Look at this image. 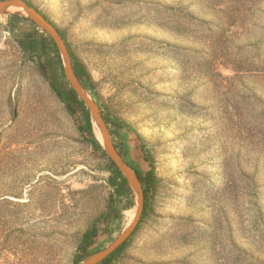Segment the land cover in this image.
Wrapping results in <instances>:
<instances>
[{
	"label": "rangeland",
	"instance_id": "374dc122",
	"mask_svg": "<svg viewBox=\"0 0 264 264\" xmlns=\"http://www.w3.org/2000/svg\"><path fill=\"white\" fill-rule=\"evenodd\" d=\"M25 1L85 67L122 159L153 169L109 264H264V0ZM14 16H0V264H80L122 233L133 195L54 42Z\"/></svg>",
	"mask_w": 264,
	"mask_h": 264
},
{
	"label": "water",
	"instance_id": "95a60500",
	"mask_svg": "<svg viewBox=\"0 0 264 264\" xmlns=\"http://www.w3.org/2000/svg\"><path fill=\"white\" fill-rule=\"evenodd\" d=\"M8 15H18L20 17L26 18L38 28H41L52 39L60 53L64 73L71 85V88L85 103L90 111V116L94 126L98 130V138L103 150L109 159L115 164L116 168L122 173L133 195L135 204L134 209L129 222L122 233L107 248L88 255L80 263L99 264L111 253H113L120 245H122L135 230L140 220L144 204V195L141 183L136 173L126 164L120 153L116 150L114 144L111 141L109 131L105 125L98 106L75 75L69 50L57 28L52 25L38 9L30 5L25 0H0V16Z\"/></svg>",
	"mask_w": 264,
	"mask_h": 264
},
{
	"label": "trees",
	"instance_id": "16d2710c",
	"mask_svg": "<svg viewBox=\"0 0 264 264\" xmlns=\"http://www.w3.org/2000/svg\"><path fill=\"white\" fill-rule=\"evenodd\" d=\"M29 3V2H28ZM30 4V3H29ZM31 5V4H30ZM14 16V15H12ZM45 16V15H44ZM15 17V16H14ZM46 17V16H45ZM21 19L27 20L26 18L20 17ZM46 19L52 24L54 25L53 22H51L47 17ZM55 26V25H54ZM34 28L38 29V27L36 25H34ZM59 32V31H58ZM59 34L61 35V37L63 38V34L61 32H59ZM48 40L50 41V43L53 44V41L50 37H48ZM64 40V39H63ZM65 41V40H64ZM66 43V42H65ZM67 46V44H66ZM68 48V47H67ZM71 56V55H70ZM74 61V62H73ZM72 66H73V70L75 72V75L77 76L78 80L80 81V83L83 85V87L85 88L86 85L85 83H89V75L87 74L85 67L79 62V61H75L72 58ZM263 75H264V69L260 70ZM84 78V79H83ZM67 95L68 97L71 99V101L73 103H76L77 105H84V102L79 98V96L75 93V91L69 87L67 90ZM102 115V113H101ZM90 128L92 129V125L90 123ZM111 166L114 168V173L113 176L111 178V182L112 184L117 188L118 186H127L126 183V179L124 178V176L122 175V173L116 168L115 164L111 161ZM153 178V169H150L146 175L143 178L138 177L140 183L142 184V190H143V195H144V205H143V212L141 215V219L143 218V215L145 214L146 210H147V205H146V200H147V189L149 186H151V181ZM117 180H120L119 183H117ZM120 190V189H119ZM140 219V220H141ZM139 226V223L137 224L135 230L133 231V233L137 230ZM132 233V234H133ZM97 234V229L95 227H91L90 229L86 230L83 235H82V239H81V244L78 248L79 251H82L84 254L87 252L86 248L87 246H89L92 242V238ZM131 234V235H132ZM126 241H124V243L122 245H120L113 253H111L107 258H105L102 262H100L99 264H109L111 259L114 257V255H116L117 253L121 252L124 248V246L126 245ZM87 255H89V253H86L84 257H86ZM78 264V263H77Z\"/></svg>",
	"mask_w": 264,
	"mask_h": 264
},
{
	"label": "bare ground",
	"instance_id": "6f19581e",
	"mask_svg": "<svg viewBox=\"0 0 264 264\" xmlns=\"http://www.w3.org/2000/svg\"><path fill=\"white\" fill-rule=\"evenodd\" d=\"M95 132H96V135L98 136V130H97V128H95Z\"/></svg>",
	"mask_w": 264,
	"mask_h": 264
}]
</instances>
